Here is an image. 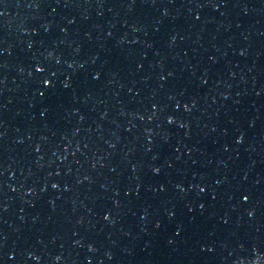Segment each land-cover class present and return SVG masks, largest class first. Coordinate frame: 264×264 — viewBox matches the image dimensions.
Returning a JSON list of instances; mask_svg holds the SVG:
<instances>
[{"label": "water", "instance_id": "95a60500", "mask_svg": "<svg viewBox=\"0 0 264 264\" xmlns=\"http://www.w3.org/2000/svg\"><path fill=\"white\" fill-rule=\"evenodd\" d=\"M0 264H264V0H0Z\"/></svg>", "mask_w": 264, "mask_h": 264}]
</instances>
